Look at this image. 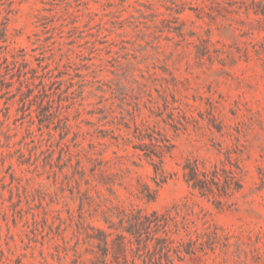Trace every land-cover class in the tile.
Wrapping results in <instances>:
<instances>
[{
	"label": "rangeland",
	"instance_id": "obj_1",
	"mask_svg": "<svg viewBox=\"0 0 264 264\" xmlns=\"http://www.w3.org/2000/svg\"><path fill=\"white\" fill-rule=\"evenodd\" d=\"M252 6L0 0V264H93L88 234L107 228V207L186 204L200 231L226 236L177 264H264V15ZM137 128L173 144L153 202L139 197L157 184ZM227 155L243 187L220 209L183 164Z\"/></svg>",
	"mask_w": 264,
	"mask_h": 264
},
{
	"label": "trees",
	"instance_id": "obj_2",
	"mask_svg": "<svg viewBox=\"0 0 264 264\" xmlns=\"http://www.w3.org/2000/svg\"><path fill=\"white\" fill-rule=\"evenodd\" d=\"M255 13L264 15V0H253ZM139 142L134 148L148 158L154 168L157 188L140 183L139 197L146 202L157 198L159 187L167 180L164 157L173 144L156 130L137 128ZM184 178L192 191L211 200L217 208L230 207L231 197L243 187L241 166L231 155L221 165L207 167L199 158H187L183 164ZM160 178V179H158ZM189 204L173 209L147 211L139 206L107 207L103 220L107 228L90 226L98 248L93 264H177L188 256H201L214 250L226 236L222 228L204 223L200 231L187 210ZM223 243V246H226Z\"/></svg>",
	"mask_w": 264,
	"mask_h": 264
}]
</instances>
